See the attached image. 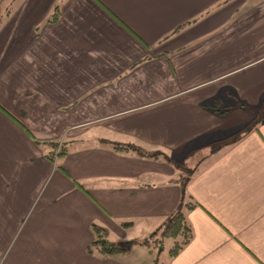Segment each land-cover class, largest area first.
I'll return each mask as SVG.
<instances>
[{
    "label": "crops",
    "instance_id": "crops-1",
    "mask_svg": "<svg viewBox=\"0 0 264 264\" xmlns=\"http://www.w3.org/2000/svg\"><path fill=\"white\" fill-rule=\"evenodd\" d=\"M57 1L14 0L0 24V264H152L139 243L89 253L92 224L112 240L147 237L181 202L176 163L194 167L253 116L203 103L259 102L264 0H62L47 23ZM33 138L70 148L58 164ZM185 189L193 235L173 257L162 250L166 264H264V119Z\"/></svg>",
    "mask_w": 264,
    "mask_h": 264
},
{
    "label": "trees",
    "instance_id": "trees-1",
    "mask_svg": "<svg viewBox=\"0 0 264 264\" xmlns=\"http://www.w3.org/2000/svg\"><path fill=\"white\" fill-rule=\"evenodd\" d=\"M61 1H57L51 13L46 19L47 23L55 22L61 14ZM14 0H10L8 6L4 7L2 14L0 15V24L7 17ZM234 97V93L228 94ZM204 107H207L216 114L224 115L234 107H242L251 110L253 116L246 121L243 125L233 130L226 136L212 141L211 154L221 150L224 146L227 147L238 140L253 129H258L260 123L264 119V93L262 94L257 104H250L241 98L234 97L232 102L228 103L222 100L219 96H214L210 100L203 103ZM22 127L27 131V126L18 120ZM31 134V132H29ZM34 141L40 146L46 157L50 160L57 162L68 153L70 148L66 140L61 139H47ZM115 149L132 150L136 151L137 154L153 158V159H170L171 153L163 148H154L147 146L146 144L139 141H128V142H111ZM209 153V155H211ZM203 157L194 167L190 168L183 164V159L176 163V167L180 169V174L176 178L180 181L183 188L181 202L178 207L166 217L161 220V224L151 231L145 238H131L122 240H112L110 237V231L107 226L93 222L92 230L94 233L93 240L87 245V251L91 254H98L102 256H114L129 251L133 245L139 243L146 245L150 250L154 251V258L152 264H163L161 262L160 254L162 250L167 246L168 255L175 256L192 238L193 229L187 218V212L197 205L191 195H189L185 189L187 182L197 172L203 161L209 156ZM59 164V163H58ZM79 183V182H78ZM81 184V183H80ZM122 225H129L131 221H121ZM167 241H170L168 243Z\"/></svg>",
    "mask_w": 264,
    "mask_h": 264
},
{
    "label": "rangeland",
    "instance_id": "rangeland-1",
    "mask_svg": "<svg viewBox=\"0 0 264 264\" xmlns=\"http://www.w3.org/2000/svg\"><path fill=\"white\" fill-rule=\"evenodd\" d=\"M209 151L208 150H205V151H203L202 152V154H200V156L197 158V160L196 161H198L199 160V158L203 155V154H206V153H208ZM168 243H170V241H167ZM160 259H161V262H162V260H163V264H166V254L165 253H162V258H161V255H160Z\"/></svg>",
    "mask_w": 264,
    "mask_h": 264
}]
</instances>
